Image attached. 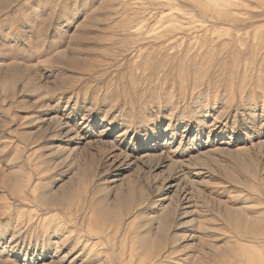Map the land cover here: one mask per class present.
<instances>
[{"label": "rangeland", "instance_id": "374dc122", "mask_svg": "<svg viewBox=\"0 0 264 264\" xmlns=\"http://www.w3.org/2000/svg\"><path fill=\"white\" fill-rule=\"evenodd\" d=\"M0 264H264V0H0Z\"/></svg>", "mask_w": 264, "mask_h": 264}, {"label": "bare ground", "instance_id": "6f19581e", "mask_svg": "<svg viewBox=\"0 0 264 264\" xmlns=\"http://www.w3.org/2000/svg\"><path fill=\"white\" fill-rule=\"evenodd\" d=\"M172 211V210H171ZM176 249V248H175Z\"/></svg>", "mask_w": 264, "mask_h": 264}]
</instances>
